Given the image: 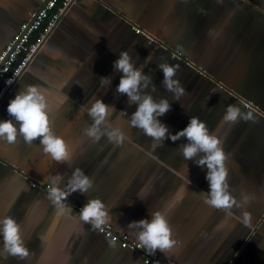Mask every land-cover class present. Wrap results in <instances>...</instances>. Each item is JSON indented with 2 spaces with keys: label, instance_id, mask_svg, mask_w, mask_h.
<instances>
[{
  "label": "crops",
  "instance_id": "crops-1",
  "mask_svg": "<svg viewBox=\"0 0 264 264\" xmlns=\"http://www.w3.org/2000/svg\"><path fill=\"white\" fill-rule=\"evenodd\" d=\"M42 1L0 0V53ZM136 25L153 38L137 33ZM122 50L152 77L144 91L170 100L171 110L160 117L170 132L195 115L221 138L230 190L241 207L216 209L204 202L207 168L194 162L203 153L184 160L185 138L165 139L153 149L152 138L130 124L136 104L116 91L121 73L113 67ZM163 62L179 65L176 77L186 89L179 101L161 83ZM101 76L111 77V84L101 86ZM30 83L46 90L53 131L65 138L72 156L56 162L38 139L30 145L22 136L13 144L0 140V217H15L30 249L28 257L12 256L0 241V264H145L137 251L79 219L77 207L96 197L108 206L114 229L134 241L139 229H129L130 221L166 210L179 243L156 252L162 264H264V0H76L0 105V119H14L6 111L9 98ZM99 98L115 106L101 130L116 124L125 133L121 145L84 133L93 120L80 106ZM228 104L251 118L223 121ZM76 167L94 185L67 198L71 211L32 186L57 173L63 186ZM245 211L251 214L247 223Z\"/></svg>",
  "mask_w": 264,
  "mask_h": 264
},
{
  "label": "clouds",
  "instance_id": "clouds-1",
  "mask_svg": "<svg viewBox=\"0 0 264 264\" xmlns=\"http://www.w3.org/2000/svg\"><path fill=\"white\" fill-rule=\"evenodd\" d=\"M151 56L146 60L150 61ZM159 68L163 72V87L173 93L175 100L185 94V87L182 85L176 73L178 64L163 62ZM114 69L121 73L119 83L116 86L118 93L126 94L129 103L136 104V110L131 113L130 124L133 127L142 129L146 136L152 138V148L162 145L165 139L173 142L185 138L186 142L181 145L180 152L184 160L193 159L199 155L194 162L197 166L206 167V180L208 190L204 192V202L216 209H231L241 207L237 198L230 190L228 183L229 170L226 166L227 154L223 147L221 138L210 131L207 124L198 116H190L185 127L170 132L169 126L160 117L171 110L170 100L162 96L156 99L151 92L144 91L151 84L152 77L145 73L143 66L137 67L128 50L119 52L117 59L113 61ZM15 80L8 78L7 85H11ZM101 86L110 85L111 77L101 76ZM67 86L65 82L64 87ZM155 84L152 90L155 91ZM62 92L65 101L71 97ZM3 93L0 92V96ZM81 111L87 112L93 123L84 129L87 137L94 141H99L102 136H107L110 142L121 145L125 140V133L118 128L112 127L110 130H101V125L107 123V117L115 111L114 105H109L103 98L95 99L91 106L81 105ZM7 114L14 119H0V140L13 144L18 137L22 136L26 144H32L38 139L39 144L45 154L56 162H67L71 160L72 153L70 147L63 136L57 135L53 131L52 116L49 112L48 95L45 89L38 84H25L22 90L9 98L6 107ZM250 114L244 113L236 104H228L223 115V121L235 123L238 120L250 119ZM189 183L191 181L186 178ZM63 174L57 173L49 177L47 182V197L53 205L61 210L71 211L72 204L67 198L74 192L87 193L94 185L92 178L82 169L76 167L68 177L67 183L61 186ZM143 192V190H142ZM139 198L143 199V195ZM245 202L247 197H244ZM133 202L129 203L132 204ZM79 219L90 224L93 229L103 230L104 226L111 221V215L105 201L100 197L90 198L87 203L79 209ZM148 217L130 221L127 225L129 229H139L133 232L136 246L146 250L150 254H155L158 250L167 252L177 246L179 241L174 237L173 229L169 223L166 210H155ZM250 213H243L244 222L250 219ZM0 241L4 250L12 256L25 258L30 255V249L25 243L21 225L11 215L0 217Z\"/></svg>",
  "mask_w": 264,
  "mask_h": 264
},
{
  "label": "built area",
  "instance_id": "built-area-1",
  "mask_svg": "<svg viewBox=\"0 0 264 264\" xmlns=\"http://www.w3.org/2000/svg\"><path fill=\"white\" fill-rule=\"evenodd\" d=\"M76 0H43L33 17L24 21L19 33L10 41L0 53V105L4 99L13 92L14 86L21 75L28 68L36 53L47 40V38L58 27L64 15L69 11ZM137 33L147 35L152 39V35L143 28L134 26ZM36 36V37H35ZM172 56L182 59V53L173 51ZM12 78L16 82L11 85L6 84V80ZM249 103H245V105ZM32 186L47 190V183L32 181ZM81 206L77 208L80 209ZM99 230V229H98ZM100 233L111 241L119 243L124 249L137 251L145 264H162L158 253L150 254L144 249L136 246V241L132 240L127 233H119L109 223L104 226Z\"/></svg>",
  "mask_w": 264,
  "mask_h": 264
},
{
  "label": "trees",
  "instance_id": "trees-1",
  "mask_svg": "<svg viewBox=\"0 0 264 264\" xmlns=\"http://www.w3.org/2000/svg\"><path fill=\"white\" fill-rule=\"evenodd\" d=\"M36 37V36H35ZM174 58H176V57H174ZM177 59V58H176ZM178 60H180V59H178ZM187 61H185V62H183L182 61V63H185L186 65L188 64V63H186ZM182 127V126H181ZM183 127H184V124H183Z\"/></svg>",
  "mask_w": 264,
  "mask_h": 264
},
{
  "label": "rangeland",
  "instance_id": "rangeland-1",
  "mask_svg": "<svg viewBox=\"0 0 264 264\" xmlns=\"http://www.w3.org/2000/svg\"><path fill=\"white\" fill-rule=\"evenodd\" d=\"M233 93V92H232ZM234 94V93H233ZM235 95V94H234ZM239 96V95H238ZM238 99H240V97H238ZM241 100V99H240ZM110 126H112V125H110ZM114 126L116 127V124H114ZM81 151H82V149H81Z\"/></svg>",
  "mask_w": 264,
  "mask_h": 264
}]
</instances>
